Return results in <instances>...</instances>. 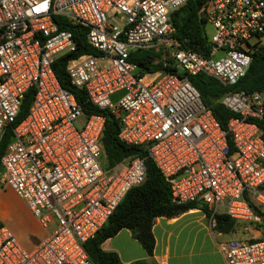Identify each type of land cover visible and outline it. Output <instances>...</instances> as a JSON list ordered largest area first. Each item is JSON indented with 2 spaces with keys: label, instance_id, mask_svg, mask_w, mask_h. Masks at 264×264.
<instances>
[{
  "label": "built area",
  "instance_id": "1",
  "mask_svg": "<svg viewBox=\"0 0 264 264\" xmlns=\"http://www.w3.org/2000/svg\"><path fill=\"white\" fill-rule=\"evenodd\" d=\"M186 0H0V133L11 127L0 155V184L21 198L51 230L31 248L0 224V264H91L84 248L124 193L145 178L140 156L103 165L104 117L83 115L52 69L74 51L71 26L85 28L96 53L70 58L65 73L89 102L117 118V136L145 145L175 203L196 201L213 219L224 213L258 221L244 194L264 207V96L226 91L220 102L237 115L223 129L188 76L202 72L234 83L251 50L264 43V0H204L209 49L184 47L173 36L172 11ZM56 18V19H54ZM160 46L182 71H140L131 51ZM121 90L116 100L110 94ZM229 135L231 149L226 136ZM225 264H264V238L217 242Z\"/></svg>",
  "mask_w": 264,
  "mask_h": 264
},
{
  "label": "trees",
  "instance_id": "2",
  "mask_svg": "<svg viewBox=\"0 0 264 264\" xmlns=\"http://www.w3.org/2000/svg\"><path fill=\"white\" fill-rule=\"evenodd\" d=\"M203 5L204 0H186L172 11L170 21L173 26L172 34L180 41L182 46L207 53L209 42L206 33L207 21ZM71 28L76 42L74 51L60 55L52 62V69L58 82L73 94L83 115L91 112L103 115L104 128L101 136V145L103 151L102 160L105 167H111L123 158L135 155L143 158L145 166V178L143 181L130 187L124 193L105 224L92 237L85 241L84 248L86 255L91 264H160L152 258L154 240L151 232V222L153 218L158 215H174L182 209L197 206V202L175 203L170 196L166 179L151 158L146 155V146L130 144L121 140L117 136L119 130L117 118L107 109L94 106L87 100L81 87L70 83L65 73L67 61L86 52L96 53L95 49L87 46L85 28L78 25L71 26ZM250 55L251 59L248 66L234 83L222 85L214 77L202 72L188 76L189 81L198 90L201 101L211 110L223 129L226 128L227 119L230 116L237 115L224 107L220 102L222 95L226 91L243 90L248 92L257 90L264 96V43L251 50ZM128 59L135 62L140 71L161 69L163 71H175L178 75H182L183 73L171 64L170 59L164 55L160 46L135 49L129 53ZM32 93V88L26 90L21 99L15 121L7 125L0 133V155L11 135V127L25 114ZM252 119L263 129L264 116ZM226 138L228 146L231 149L229 135ZM258 189L264 193V184L260 185ZM244 197L252 213L259 217L258 221L260 219L263 220L264 212L260 210V205L248 194L245 193ZM200 207L208 213V209L204 205H200ZM213 220L214 228L223 232L230 230L236 221V219L224 213L214 214ZM0 224L2 223L0 222ZM121 227L128 228L131 235L137 239L145 251V258L131 262H122L116 252L100 248V242L104 238L113 235ZM257 238H264V236H258Z\"/></svg>",
  "mask_w": 264,
  "mask_h": 264
},
{
  "label": "crops",
  "instance_id": "3",
  "mask_svg": "<svg viewBox=\"0 0 264 264\" xmlns=\"http://www.w3.org/2000/svg\"><path fill=\"white\" fill-rule=\"evenodd\" d=\"M200 205L197 203V206L182 209L174 215H158L153 218L151 222L154 240L152 258L157 263L225 264L223 255L217 248L218 241L255 235V230L243 233L235 223L228 231L216 230L209 212L206 213ZM235 222L246 221L236 220ZM100 248L116 252L122 262L146 257L143 247L125 227L104 238L100 242Z\"/></svg>",
  "mask_w": 264,
  "mask_h": 264
},
{
  "label": "rangeland",
  "instance_id": "4",
  "mask_svg": "<svg viewBox=\"0 0 264 264\" xmlns=\"http://www.w3.org/2000/svg\"><path fill=\"white\" fill-rule=\"evenodd\" d=\"M210 32L211 27L207 24V35ZM120 94L121 90L113 92L110 94V100H116ZM260 210L264 212V207L260 206ZM0 222L16 236L25 248L39 242L52 226H41L25 202L5 184H0ZM235 225H238L243 233L255 230V235L250 237L264 236V217L260 221L235 222Z\"/></svg>",
  "mask_w": 264,
  "mask_h": 264
}]
</instances>
